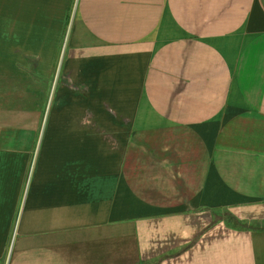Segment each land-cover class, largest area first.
<instances>
[{"label": "crops", "instance_id": "obj_1", "mask_svg": "<svg viewBox=\"0 0 264 264\" xmlns=\"http://www.w3.org/2000/svg\"><path fill=\"white\" fill-rule=\"evenodd\" d=\"M11 77L0 264H264V0H0Z\"/></svg>", "mask_w": 264, "mask_h": 264}, {"label": "rangeland", "instance_id": "obj_2", "mask_svg": "<svg viewBox=\"0 0 264 264\" xmlns=\"http://www.w3.org/2000/svg\"><path fill=\"white\" fill-rule=\"evenodd\" d=\"M47 86L40 79L36 78H3L0 79V92H2V99L9 100V97H15L19 102H22L27 97L29 104H41L43 98V89ZM232 116L235 111H227Z\"/></svg>", "mask_w": 264, "mask_h": 264}]
</instances>
